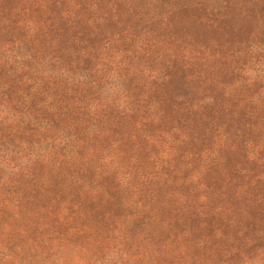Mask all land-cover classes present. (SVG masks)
I'll use <instances>...</instances> for the list:
<instances>
[{
	"label": "trees",
	"instance_id": "1",
	"mask_svg": "<svg viewBox=\"0 0 264 264\" xmlns=\"http://www.w3.org/2000/svg\"><path fill=\"white\" fill-rule=\"evenodd\" d=\"M5 5L0 264H264V210L235 204L262 194L147 190L179 172L171 153L150 150L172 132L163 96L151 94L166 80L133 71L77 84L57 37Z\"/></svg>",
	"mask_w": 264,
	"mask_h": 264
},
{
	"label": "rangeland",
	"instance_id": "2",
	"mask_svg": "<svg viewBox=\"0 0 264 264\" xmlns=\"http://www.w3.org/2000/svg\"><path fill=\"white\" fill-rule=\"evenodd\" d=\"M0 1L41 35L57 37L66 76L77 84L133 71L139 81L166 80L151 94L163 96L160 109L171 120L162 129L172 132L150 150L171 153L179 168L170 171L179 172L147 190L264 197V0ZM232 144L241 148L228 150ZM235 204L264 210V198Z\"/></svg>",
	"mask_w": 264,
	"mask_h": 264
}]
</instances>
